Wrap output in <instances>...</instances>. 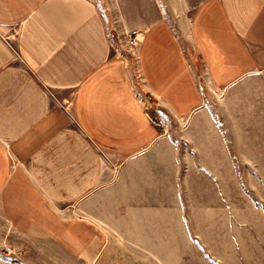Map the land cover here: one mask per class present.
Returning <instances> with one entry per match:
<instances>
[{"label":"crops","instance_id":"0c3cea01","mask_svg":"<svg viewBox=\"0 0 264 264\" xmlns=\"http://www.w3.org/2000/svg\"><path fill=\"white\" fill-rule=\"evenodd\" d=\"M99 1L140 33L137 78L175 119L196 121L206 97L235 111L244 81L264 98V0ZM97 3L0 0V218L82 264L184 206L173 142Z\"/></svg>","mask_w":264,"mask_h":264},{"label":"rangeland","instance_id":"374dc122","mask_svg":"<svg viewBox=\"0 0 264 264\" xmlns=\"http://www.w3.org/2000/svg\"><path fill=\"white\" fill-rule=\"evenodd\" d=\"M102 2L112 48L131 59L151 119L173 142L162 151L178 155L185 185L178 191L184 206L167 209V225L158 216L161 224L150 230L123 233L131 239L113 233L90 264H264V98L254 94L255 81L237 86L243 103L232 105L235 111L224 112V98L206 97L207 109L196 121L175 119L137 78L140 33L121 30L108 1ZM0 264L82 263L16 234L0 218Z\"/></svg>","mask_w":264,"mask_h":264}]
</instances>
